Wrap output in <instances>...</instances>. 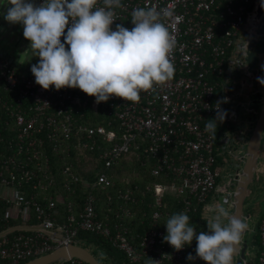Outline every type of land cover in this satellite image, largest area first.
<instances>
[{
    "label": "built area",
    "instance_id": "2783aa9c",
    "mask_svg": "<svg viewBox=\"0 0 264 264\" xmlns=\"http://www.w3.org/2000/svg\"><path fill=\"white\" fill-rule=\"evenodd\" d=\"M252 1L121 0L123 6L115 9L113 30L117 24L129 29L133 27L130 19L134 8L167 9L170 16L166 25L174 41L170 54L174 66L171 79L162 86H156L155 91H141L140 100L136 103L116 96L108 100V114L116 117L122 131L118 140L103 155L105 166L110 167L120 155L129 153L132 147L140 148V144L144 143L143 151L153 163L151 173L161 180L152 187L147 186L153 193L150 206L154 208L148 226L139 236L138 242L135 241V236L127 225L117 223L113 228L108 220L98 218L92 194L88 195L83 210L78 215L69 214L62 224L57 223L60 211L56 209V202L53 200L45 206L34 202L32 204L35 209L29 212L22 206L30 201L26 200L21 189L13 183L18 180L19 169L12 167L15 160L10 158L3 162V170L0 168V200L10 207L0 222V264H20L61 245L78 244L81 230L109 238L132 263L206 264L199 258L193 261L187 259L192 245H185L182 250L176 251L164 242L163 237L167 235L164 223L171 216L165 196L171 194L181 198L186 212L191 208L196 210L195 202L205 204V218L214 214L212 206L222 195H226L232 202L234 189L229 187L232 183L235 185L238 170L245 159L252 124L243 117V110L236 115L235 109L230 115L234 122V132L223 134L220 146H216V137H211L204 129L208 120L216 118L217 101L221 102L220 107L225 110L224 96L218 94V82L212 76H220L225 68L229 71L235 65L245 67L242 65L243 57L236 48V41L242 32L243 23L253 11ZM42 3L43 0H39V5ZM100 4L102 5V0ZM66 33L67 28L65 35ZM61 41L64 42V37H61ZM67 47L70 46L66 45ZM244 71L247 74L239 95L241 101L246 96L250 102L252 87L248 80L251 79V74L247 68ZM0 79L5 82L9 92H16L22 97L29 96L33 100L35 113L32 116L26 118L22 113L15 115L17 124L23 126L22 132L26 134L37 125L40 129L47 125L58 128V117L64 115L66 120H70L74 109L72 107H86L90 99L79 88L57 91L52 86L49 90L43 89L36 84L31 71L20 68L2 54ZM247 86L250 91L245 89ZM61 126L66 137H69L71 127L68 122L64 121ZM80 129L88 137L102 136L108 142L115 138L114 133L104 125L81 126ZM137 140L141 143L136 142ZM219 158H222L223 163H217ZM233 160L239 163L237 167L233 165ZM37 165L39 170L47 172L42 164ZM224 167L229 170L227 180L224 184H218L217 178ZM31 169L33 168L24 169L26 179L30 178L29 175L36 174ZM39 183L40 187L45 186L41 181ZM110 184L107 175L102 172L98 174L93 186L106 187ZM211 193H214L212 197ZM120 197L128 200L129 192L120 194ZM124 210L127 216L132 215L129 209ZM121 214L118 213V217L124 219L125 215ZM12 219L17 222L12 223ZM145 219L141 220V224L145 223ZM258 233L261 240L259 264H264V212ZM192 255L195 257L196 252ZM59 263L87 264L80 258Z\"/></svg>",
    "mask_w": 264,
    "mask_h": 264
},
{
    "label": "clouds",
    "instance_id": "9594fccd",
    "mask_svg": "<svg viewBox=\"0 0 264 264\" xmlns=\"http://www.w3.org/2000/svg\"><path fill=\"white\" fill-rule=\"evenodd\" d=\"M2 5L8 6L7 22L23 25V35L31 42L29 51L32 57H39L31 72L45 90L52 86L57 91L79 88L94 96L97 104L112 96L136 103L141 91H155L173 76L170 54L174 41L166 25L167 9L134 8L133 27L117 24L113 30L121 0H102V5L100 0H43L40 5L30 0H4ZM257 79L264 84V77ZM220 103L216 104V118L205 124L204 130L213 138L228 114ZM212 208L214 214L206 218L207 231L199 234L187 213H174L164 223L167 235L163 240L180 251L195 239L196 256L189 253V261L199 258L206 264H234L249 226L232 212L226 195Z\"/></svg>",
    "mask_w": 264,
    "mask_h": 264
},
{
    "label": "trees",
    "instance_id": "16d2710c",
    "mask_svg": "<svg viewBox=\"0 0 264 264\" xmlns=\"http://www.w3.org/2000/svg\"><path fill=\"white\" fill-rule=\"evenodd\" d=\"M246 74V71L240 66L235 65L229 71L225 68L220 76H212V79L218 82V94L227 98V102H223V105L228 113L224 122L217 126L216 146L221 145L223 134L234 130V122L230 115L241 101L239 93ZM82 94L86 93L82 91ZM89 98L86 107L82 105L72 107L74 109L71 111L70 120H66L64 115L58 117V128L47 125L40 129L37 125L34 130L26 134L22 132L23 126L17 124L15 115L22 113L26 118L32 116L35 113L33 100L29 96L22 97L16 92H9L6 90L5 82L0 79V168L3 170L4 161L10 158L15 160L12 167L19 171L17 173L18 180H14L13 183L21 189L26 200L30 201L29 204L22 206L29 212L35 209L32 203L38 202L45 206L50 200H53L56 202V209L60 211L57 215V223L62 224L66 222L69 214L78 215L83 210L88 195L92 194L95 197L98 218L108 220L113 228L117 223L127 225L131 229L132 235L135 236V241L138 242L139 236L146 230L154 210L150 206L153 202V193L147 186L152 187L161 180L152 175V159L145 155L144 143H141L140 140L136 141L141 143L140 148L132 147L129 153L116 158L110 167L105 166L103 155L118 140L122 128L116 117L108 114L109 101L97 104L94 96ZM64 121H67L71 127L69 137H66L61 126ZM98 125H104L108 131L114 133L113 141L108 142L102 136L88 137L87 133L80 129L81 126L94 127ZM39 139H42L41 142ZM220 151L222 152L223 148ZM38 163L47 169L46 173L38 169ZM217 163H223L222 158H219ZM29 168H33L31 170H34L36 174L29 175L30 178L28 177L27 180L24 169ZM228 171L227 167H224L223 172L217 178L218 184H224ZM102 172L107 175L111 184L106 187L93 186L98 174ZM5 173L10 176L7 172ZM40 181L45 185L44 187L39 186ZM20 182L21 185H19ZM229 188L233 190L234 183ZM126 191L129 192L130 198L125 201L120 197V194ZM259 191H264V188L262 187ZM214 193H211L210 197ZM165 202L171 215L178 212L187 213L190 217V225L195 227L197 234L200 231H207L206 218L204 217L205 204H201L196 210L191 208L186 212L184 202L175 195L167 194ZM9 208L6 202L0 200V222ZM124 209H130L132 215L127 216ZM245 210L250 214L249 228L252 226L245 235L249 242V249H252L256 244L255 240L258 242L256 254L248 255V261L250 264H259L261 240L258 227L264 209L259 216L257 215L255 222L254 218L257 212L247 210V208ZM122 212L127 216L125 220L118 217V213ZM143 218H146L145 223L141 224ZM251 219H253V225ZM11 222H17V220L12 219ZM78 244L91 250L97 257L103 254L105 258L108 257L116 262H112L113 264H136L129 261L109 238L93 232L81 230ZM191 245L189 252L194 254L196 252L195 239ZM24 262L26 261L20 264Z\"/></svg>",
    "mask_w": 264,
    "mask_h": 264
},
{
    "label": "water",
    "instance_id": "95a60500",
    "mask_svg": "<svg viewBox=\"0 0 264 264\" xmlns=\"http://www.w3.org/2000/svg\"><path fill=\"white\" fill-rule=\"evenodd\" d=\"M247 22L252 35L250 36L251 40L248 42L243 65L253 76L248 80L251 81L252 94L249 103L240 102L237 105L236 115L241 114L242 110L245 109L248 113V120L252 124V129L246 147V156L235 180L232 212L248 224L250 214L245 210V201L249 187L256 176L264 141V84H261L257 79V77H264V50L262 53H258L255 50V47L258 46L256 44L257 36H260L261 39L264 38V0L255 1L253 11L249 15ZM254 79L256 80L254 81ZM246 233H248V230ZM248 250L249 242L244 237L237 247L234 264H250L248 261ZM72 258H80L87 264H102L91 250L75 243L61 245L22 264H56L62 261H69Z\"/></svg>",
    "mask_w": 264,
    "mask_h": 264
},
{
    "label": "crops",
    "instance_id": "0c3cea01",
    "mask_svg": "<svg viewBox=\"0 0 264 264\" xmlns=\"http://www.w3.org/2000/svg\"><path fill=\"white\" fill-rule=\"evenodd\" d=\"M30 2L39 5V0H30ZM3 3L4 0H0V54L20 68L31 71L32 65L38 63L39 57H32L29 51L31 42L23 35V25L12 24L4 19L8 6L2 5ZM260 160L264 161V153H261Z\"/></svg>",
    "mask_w": 264,
    "mask_h": 264
},
{
    "label": "flooded vegetation",
    "instance_id": "af4514ba",
    "mask_svg": "<svg viewBox=\"0 0 264 264\" xmlns=\"http://www.w3.org/2000/svg\"><path fill=\"white\" fill-rule=\"evenodd\" d=\"M255 1L256 0H253L251 3L253 8H254ZM247 21H248V19L243 23L242 32L236 41V48L239 51L240 56L243 57L242 62L245 59L244 55L246 54V51L248 49V42L251 40L250 36L252 35V32L250 30V26L248 25ZM256 42H257L256 44H258V46L255 47V50L258 51V53H262L264 50V38L261 39L260 36H257ZM245 68L246 67H242V69H244V70H245ZM251 77H253V76L251 75ZM255 80L256 79H254V81ZM247 88H248V86L245 89H247ZM241 102H244V101H241ZM263 144H264V142H263ZM261 153H262V151H261ZM260 161H258L259 165H258V169H257L260 172L259 173L256 172L255 179L251 183V187L248 190L246 201H245V208H247V210H250V211H251V208L254 206V204L257 203V199H259V197H258L259 196V189H261L262 187L264 188V161H262V160H260ZM248 226H249V223H248ZM249 230H250V228L248 229V231ZM246 234L247 233L245 232L244 237Z\"/></svg>",
    "mask_w": 264,
    "mask_h": 264
},
{
    "label": "rangeland",
    "instance_id": "374dc122",
    "mask_svg": "<svg viewBox=\"0 0 264 264\" xmlns=\"http://www.w3.org/2000/svg\"><path fill=\"white\" fill-rule=\"evenodd\" d=\"M250 82L251 81H248V84H250ZM247 91H250V87L248 86V88H247ZM242 101H244V103H249V101H248V99H247V97L246 96H243L242 97ZM243 115H245V117L244 118H246L247 120H248V113L245 111V109L243 110ZM234 132V131H233ZM264 142V141H263ZM262 153H264V144H263V147H262ZM237 161L236 160H233V165L234 166H236L237 167ZM239 164V163H238ZM256 172L257 173H259L260 171L259 170H256ZM259 199H257V203H255L254 204V206L251 208V210L252 211H255V212H257V213H255V218H254V222L256 221V219H257V215L259 216V214L263 211V209H264V191H259ZM212 203H214V201L212 202ZM216 203V202H215ZM195 205L198 207V206H200V204H197L196 202H195ZM214 205V204H213ZM127 210V209H126ZM130 210V209H129ZM204 211V210H203ZM122 214H123V212H122ZM121 214V215H122ZM124 219H122V220H125L126 218H127V216H124L123 217ZM251 223H252V225H253V219H251ZM251 223H250V225H251ZM252 227V226H251ZM250 227V228H251ZM257 236H258V234H257ZM257 240H255V245L252 247V249H249L248 250V255H253V254H256V252H257V248H258V245H257V243L258 242H256ZM257 245V247H255ZM249 251H251V252H249ZM100 254V253H99ZM118 256L119 257H121V255L120 254H118ZM98 259L100 260V262L102 263V264H113L112 262H115V261H113V260H111L110 258H105V256H98ZM116 263V262H115Z\"/></svg>",
    "mask_w": 264,
    "mask_h": 264
}]
</instances>
